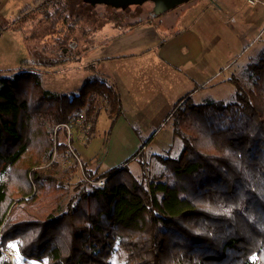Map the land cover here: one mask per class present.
I'll list each match as a JSON object with an SVG mask.
<instances>
[{
	"label": "trees",
	"instance_id": "1",
	"mask_svg": "<svg viewBox=\"0 0 264 264\" xmlns=\"http://www.w3.org/2000/svg\"><path fill=\"white\" fill-rule=\"evenodd\" d=\"M57 3L36 0L0 36ZM64 61L61 50L47 64L25 61L0 77V250L15 242L20 257L40 264H111L116 254L124 264H264V51L248 68L250 87L233 79L230 102L196 105L188 98L177 110L173 138L180 151L158 157L164 171L154 182L128 169L147 147L133 127L140 146L131 158L103 174L84 169L46 220H15L19 199L38 197L47 184L64 188L52 158L69 152L58 138L62 130L68 137L65 125L80 118L69 127L92 130L103 106L108 139L122 113L118 91L105 78H88L74 96L42 88L38 71ZM218 136L226 140L222 150ZM102 178L104 188L88 185Z\"/></svg>",
	"mask_w": 264,
	"mask_h": 264
},
{
	"label": "rangeland",
	"instance_id": "2",
	"mask_svg": "<svg viewBox=\"0 0 264 264\" xmlns=\"http://www.w3.org/2000/svg\"><path fill=\"white\" fill-rule=\"evenodd\" d=\"M35 1L0 0V28L12 23L21 11L31 6ZM257 1L259 4L251 6L244 0H230L234 6L232 7L228 2L226 5L224 0H216L218 5L221 3L225 8L227 14L221 16L219 31L214 28L217 17L213 15L205 17V21L213 25H211L212 29H209L210 32L206 40L208 42L204 44L205 51L198 59V62H206V71L211 78L204 82L205 84H201L204 81L202 79L204 75L194 74V77L186 82L190 94L186 99L182 100L186 93H182L185 86L179 80L176 82L174 76L176 72L169 69L162 70L163 73L167 71L169 74L160 73L159 79L156 81L158 84L155 87V92L149 90L148 96H160L164 90H167L166 92H170L172 95L168 97L170 99L169 110L166 111L167 100H163L161 111L156 112V116L164 113L160 122L156 121V116H154L155 122L147 128L141 130L133 126L137 131L145 134L143 142H147V147L139 153L140 155L135 160L127 164L132 174L140 179L144 177L148 182H154V177L164 171L158 157L178 155L180 142L173 138L175 115L178 109L185 106V101L189 97L197 105L208 100L227 103L233 99L235 94L233 79H236L241 87H250L251 73L248 68L257 62L258 57L264 51V0ZM151 8L150 4H144L140 7H130L125 11H120L105 6L87 7L80 0H58V3L48 8L46 12H37L30 16L25 24L20 25V31L9 33L8 30H4L5 33L0 36V77H10L25 61L47 64L63 50L65 51L64 63L50 70L38 71L39 78L41 86L45 90L74 96L88 78H104V70L94 60L102 57L100 52L103 49L99 45L111 26L118 28L117 23L120 24L119 27H127L151 19ZM46 15L51 17L50 21L45 20ZM198 19L201 20V17ZM252 22L254 23L252 24ZM100 25L103 26L96 33L95 30ZM71 27H73L72 30ZM93 33L96 35L94 36ZM216 37L219 38L218 42H215ZM58 42L64 43L60 49ZM93 48L97 53H94V50L92 53L90 52ZM211 55L216 58V61L207 58ZM101 62L104 67L109 63ZM185 68L187 69H182L184 74L192 72L190 64ZM215 73L217 75L212 77ZM109 83L113 84L110 81ZM152 84H154L153 80H151L150 86ZM104 109L102 106L92 130L90 128L89 131L88 129L76 131V128L72 127V123L76 124L77 122L71 121L69 125L72 126L67 132L70 137L69 142L67 136L64 140L63 130H60L59 141L65 142L70 152L64 153L61 159L58 154H54L52 161L56 159L59 163L57 164V174H59L57 178L60 181L58 185L64 188L56 189L55 185L47 184L42 188L38 197L23 198L18 201L16 199L17 206L12 214L13 219L19 221L46 220L58 204L66 203L73 193L74 184L84 177L85 170L96 175L103 174L111 169L110 166L118 167L135 153V151L131 152V146L127 143L118 148L107 144L106 133L110 120ZM215 141L219 150H222L226 140L222 136H218ZM103 159L105 160L103 161ZM71 167L75 170L73 174L70 171ZM88 182V185H91L92 179ZM8 251L16 253L13 264H40L25 261L20 257L15 242H10L6 250H0L2 252L0 264L7 261L6 253ZM111 264H124L122 256L114 255Z\"/></svg>",
	"mask_w": 264,
	"mask_h": 264
},
{
	"label": "crops",
	"instance_id": "3",
	"mask_svg": "<svg viewBox=\"0 0 264 264\" xmlns=\"http://www.w3.org/2000/svg\"><path fill=\"white\" fill-rule=\"evenodd\" d=\"M224 1L226 5L228 2L234 7L230 0ZM254 1L255 5L259 4L257 0ZM223 5H225L224 2ZM224 9L221 3L220 5L217 4L216 0H192L182 8L178 7L154 19L152 23H147L149 25L145 24V20L127 27L116 28L111 26L99 45L103 49L100 52L102 57L94 60L104 70V78L115 85L122 108L121 116L116 120L107 139V144L118 148L127 143L131 146V152H136L140 146V141L133 131V126L142 130L155 120L158 122L162 120L164 113L156 116V112L161 111L160 107L163 106V104L161 105L163 100H167L166 111L169 110L170 99L168 97L172 95L170 92H166L167 90H164L160 96H148V92L149 90L155 92V87L158 84L156 81H158L160 73L169 74L167 71L163 73V69L175 71L176 82L179 80L185 86L182 93H186L182 100L190 95L186 82L190 78L192 79L194 74L204 75L202 77L204 81L202 80L203 83L201 84L210 80L211 77L206 71V62H198L205 51L204 44L210 32L209 29H212L211 25H213L206 22L205 17H212V15L217 17L214 28L219 31L221 16L227 14ZM203 11L206 13H201ZM199 17L201 20L198 19ZM246 23L250 24L249 22ZM102 26L97 27L95 32L98 33L97 31ZM96 33H93L94 36ZM218 41L219 38L216 37L215 42ZM94 48L90 51L91 53ZM90 52L88 54H91ZM207 58L216 61L212 55L207 56ZM101 61L109 63L104 67ZM188 64L192 67V72L187 71L189 74H184L182 69L186 70L185 67ZM216 75L217 73L212 77ZM151 80L154 84L150 86ZM154 116H156L155 120H153ZM138 132L142 138H145L144 133ZM107 161L109 162V160ZM113 166L110 168L116 167Z\"/></svg>",
	"mask_w": 264,
	"mask_h": 264
},
{
	"label": "water",
	"instance_id": "4",
	"mask_svg": "<svg viewBox=\"0 0 264 264\" xmlns=\"http://www.w3.org/2000/svg\"><path fill=\"white\" fill-rule=\"evenodd\" d=\"M192 0H81L90 7L105 6L113 10L125 11L130 7H140L144 4L151 5V17H161Z\"/></svg>",
	"mask_w": 264,
	"mask_h": 264
},
{
	"label": "built area",
	"instance_id": "5",
	"mask_svg": "<svg viewBox=\"0 0 264 264\" xmlns=\"http://www.w3.org/2000/svg\"><path fill=\"white\" fill-rule=\"evenodd\" d=\"M244 1L248 5H251V6L255 5V1L254 0H244ZM79 119L80 118L76 119L75 122L78 123ZM65 127L67 128L66 130L68 132L69 126L68 125H65ZM68 151L70 152V150H68ZM91 184L94 185V186H96V187H98V188H104V186H105V179L102 178V179H99L97 181H92ZM6 256H7V260H9L13 264V262H14V260L16 258V253L14 251H8L6 253Z\"/></svg>",
	"mask_w": 264,
	"mask_h": 264
},
{
	"label": "flooded vegetation",
	"instance_id": "6",
	"mask_svg": "<svg viewBox=\"0 0 264 264\" xmlns=\"http://www.w3.org/2000/svg\"><path fill=\"white\" fill-rule=\"evenodd\" d=\"M150 14H151V12H150ZM151 16V15H150ZM159 18V17H158ZM153 19H156V18H153Z\"/></svg>",
	"mask_w": 264,
	"mask_h": 264
}]
</instances>
